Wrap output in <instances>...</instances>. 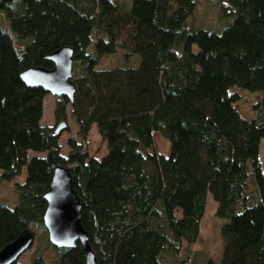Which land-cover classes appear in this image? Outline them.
<instances>
[{"label":"trees","instance_id":"trees-1","mask_svg":"<svg viewBox=\"0 0 264 264\" xmlns=\"http://www.w3.org/2000/svg\"><path fill=\"white\" fill-rule=\"evenodd\" d=\"M213 2L222 28L193 24L197 0H130L127 10L118 0H0V181L26 168L17 205L0 204V250L28 230L30 264H85L80 244L54 247L42 221L61 166L97 264L193 262L183 244L198 241L209 196L224 221L220 264H264V0ZM61 47L73 50L75 92L54 117L64 122L70 106L81 140L67 141V155L40 124L47 93L19 78L51 69L45 57ZM118 51L125 63L102 67ZM245 92L256 96L251 119L238 105ZM92 126L100 159L84 143Z\"/></svg>","mask_w":264,"mask_h":264},{"label":"water","instance_id":"water-1","mask_svg":"<svg viewBox=\"0 0 264 264\" xmlns=\"http://www.w3.org/2000/svg\"><path fill=\"white\" fill-rule=\"evenodd\" d=\"M53 64L51 69L28 67L19 74L26 87L43 89L48 95L68 99L73 103L75 88L72 83L73 50L61 47L45 57ZM65 122L54 127V133L60 134L66 129ZM46 203L42 216L49 242L56 248H74L80 244L85 264H97L89 245L86 231L81 225V204L70 171L61 166L54 168L48 190L43 196ZM35 236L24 230L15 240L0 250V264H14L33 244Z\"/></svg>","mask_w":264,"mask_h":264},{"label":"rangeland","instance_id":"rangeland-1","mask_svg":"<svg viewBox=\"0 0 264 264\" xmlns=\"http://www.w3.org/2000/svg\"><path fill=\"white\" fill-rule=\"evenodd\" d=\"M212 1V2H211ZM197 0L196 11L193 16V24L197 26L204 27L215 25L218 29L223 27L225 23L221 26V21H217V8L213 0ZM121 4L124 5V9H129L130 0H118ZM225 21V20H224ZM0 26L5 27V24L0 20ZM220 28V29H221ZM220 31V30H219ZM124 55L121 51H118L115 55L108 56L103 58L102 67H110L115 65H120L125 63ZM134 58L130 59L133 60ZM244 92V91H243ZM250 94V93H249ZM247 92L243 93L242 99L238 102L239 109L244 114V118L251 119L253 118V112L250 107L255 102L256 96H251ZM60 98L53 97L51 95H46L43 101V113L40 121L41 126L54 127L60 123L55 121L54 117V108L56 102ZM251 111V112H250ZM67 125L66 129L62 131L59 135V145L61 147V152L67 155L69 149L67 148V141L70 138H74L77 141H81L77 135V126L74 119L71 117V108L70 106L66 107V120L64 121ZM88 152L100 159L106 154V145L101 140L97 133L95 126H92L88 136L84 140ZM154 144L156 151L164 156L168 154L169 144L166 139H164L159 134H156L154 137ZM32 152H29V155L32 156ZM39 156H44V154H39ZM259 162L261 170L264 173V139L261 141L259 149ZM26 176V168H22L20 176L16 177L11 182L0 181V204L7 205L13 208L17 205V194L15 191L14 184L22 183ZM216 203L209 196L206 201L205 214L200 223V232L198 241L190 246L183 244V248L190 250L193 254H198L193 262H187L185 264H220V258L222 254V243L219 235L220 225L224 222L215 215ZM36 237L32 246L21 255L18 259L17 264H30V259L36 251ZM43 249V245L41 246ZM183 254V253H180ZM179 254V255H180ZM44 256L48 259H52V253L44 251ZM192 257V255L190 256Z\"/></svg>","mask_w":264,"mask_h":264}]
</instances>
